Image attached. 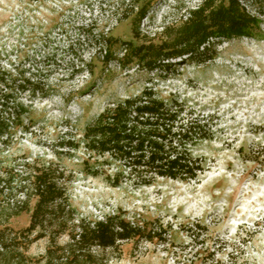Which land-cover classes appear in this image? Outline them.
I'll list each match as a JSON object with an SVG mask.
<instances>
[{
  "label": "rangeland",
  "instance_id": "rangeland-1",
  "mask_svg": "<svg viewBox=\"0 0 264 264\" xmlns=\"http://www.w3.org/2000/svg\"><path fill=\"white\" fill-rule=\"evenodd\" d=\"M201 1L143 0L147 13L138 32L167 38L162 29H176ZM253 1L258 6L249 11L261 19L257 39L220 42L204 63L170 60L159 83L163 95L176 93L188 109L212 117V139L194 150L206 170L194 181L159 178L150 186L111 187L81 172L82 152L75 156L64 141L80 137L114 94L137 93L159 75L135 65L119 70L115 63L100 73L94 35L109 31L132 41L139 6L130 0H0V71L29 77L42 89L13 92L26 114L0 145L3 167L34 156L59 163L71 177L68 196L80 213L98 218L119 209L168 229L164 243H123L111 264H264V0ZM82 60L97 65L93 77L75 73ZM27 223L28 215L12 221ZM45 246L38 241L29 254L41 255Z\"/></svg>",
  "mask_w": 264,
  "mask_h": 264
},
{
  "label": "trees",
  "instance_id": "trees-1",
  "mask_svg": "<svg viewBox=\"0 0 264 264\" xmlns=\"http://www.w3.org/2000/svg\"><path fill=\"white\" fill-rule=\"evenodd\" d=\"M130 2L139 6L132 21V41H121L109 31L94 35L100 44V73L115 63L119 70L135 65L159 75L148 78L137 93L114 94L80 137L71 136L64 145L75 156L82 152L77 159L81 172L100 177L111 187L126 182L150 186L159 178L198 180L206 160L194 150L212 139L213 119L188 109L187 100L176 93L163 95L160 80L170 60L184 56L204 63L220 42L257 39L261 19L249 11L253 0H202L186 11L176 29H162L167 38L155 39L138 32L147 13L143 0ZM88 65L82 60L75 73L86 70L93 77L97 65L92 63L90 69ZM28 87L42 92L29 77L17 79L0 71V145L6 146L12 126L26 114L21 104H14L13 92ZM3 166L0 155V264H111L120 258L123 243L166 241V227L140 216L128 217L126 211L117 209L98 218L80 213L69 200L71 177L59 163L34 156ZM22 215H28V223L14 226L12 221ZM62 237L66 241L61 242ZM41 240L46 241L44 253L29 254Z\"/></svg>",
  "mask_w": 264,
  "mask_h": 264
}]
</instances>
